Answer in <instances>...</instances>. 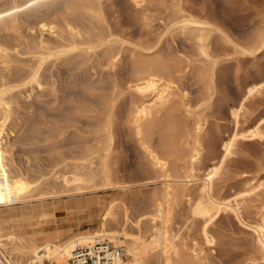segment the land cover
Segmentation results:
<instances>
[{"label":"rangeland","instance_id":"374dc122","mask_svg":"<svg viewBox=\"0 0 264 264\" xmlns=\"http://www.w3.org/2000/svg\"><path fill=\"white\" fill-rule=\"evenodd\" d=\"M4 2L6 0H0V5ZM177 2L183 7L199 12L201 10V13L208 17L209 22L218 28L209 36L210 43L206 48L208 56L200 54L193 39L173 29V22L170 21L173 19V4ZM138 3L134 5L131 0H102L103 21L100 25L103 28L107 26L120 41L119 47L122 48H115L118 52L121 51L118 57L111 59L97 48V51L90 56L72 55L67 60L60 59L61 61L49 59L39 71V84L24 83L18 79L17 75L20 76L23 73L19 77L23 78L38 64H36L37 56L42 52V48H39L40 44L44 43L43 45L50 47L47 49L51 50L62 42L59 29L53 33L46 28L42 31L40 25L32 22L33 14L42 10L41 8L37 11H28L24 13L25 15L21 14L26 21L24 20L23 25L19 22L16 31L0 28V42L6 49L8 46L7 58H4L5 61L0 58V80L12 79L13 84L17 83L16 89L12 90L13 119L7 129L6 149L8 151L0 161V178L6 177L9 183L20 189L19 194L21 190L22 194L26 193L23 191H27L29 181L33 186L41 182L39 179L42 181L44 179L48 184L51 180L52 183L54 180L51 175L53 174L50 172L62 166L54 167L60 156L72 158L76 153L78 155L82 149L83 139L92 135L93 130L91 131L90 127L94 128L92 125L96 120L88 117L87 114L96 115L99 112L96 111L98 108L95 107V109L89 101L94 102L100 93H107L110 86L115 83L118 92L120 90V96L117 98L115 108L112 109L111 124L115 140L113 143H115L109 162L114 177L124 185H128L123 189L98 192L72 191L55 199L47 195L48 199L42 200L39 199L40 196H47L40 193L42 191H39L40 189L29 193V189L33 187L29 183L30 187L26 196L35 191L37 194L33 195L38 196L39 193L40 196L37 198L29 195L32 199L29 200V197L25 195L22 197L21 194V199L18 198V201L0 202L1 216L27 213V219L32 217L29 220L26 219L28 221L26 224L24 222L27 227L29 226V230L43 229L44 231L56 226L61 228L71 226L81 230L92 229L98 225L107 211L106 207L111 203L115 204L113 212L120 213L127 208L133 220L142 213L149 217L151 197L158 194L160 196L162 190L160 173L156 172L149 151L167 160L168 172L172 176H184L189 173L186 154H183L185 157L180 154L181 151L176 154L166 152L160 145L159 139L162 132L158 127L168 118L184 124L181 129L173 130L177 136H181L183 132L182 135L186 138L181 139L180 146L186 151L180 148L182 153H187V150L195 145V130L192 122L194 116L201 115L203 121L206 120L200 136L198 135L201 154L200 162L198 161L196 165L198 174L203 173V166L209 163L214 153L221 152V137L226 136L234 128L231 105L235 100L238 102L243 97L244 83L259 77L264 72V45L251 53L247 51L248 48L241 50V48L233 47L236 44L242 47L253 31L264 28V0H140ZM23 18L20 17V21ZM220 31L222 33H219ZM53 36L58 38V41ZM140 59L151 60V62L157 60L170 66L171 77L165 78V75L164 79L169 78L167 79L169 81L171 79L176 90L171 101L166 105L168 107L161 108L159 114L148 117L142 123L145 126L151 122L154 127L152 126L149 132L143 131L138 134L134 123V110L141 102L139 101L141 98L133 90V85L140 76L137 71V60ZM211 67L214 70L212 80L209 79L210 74L204 76L203 71L204 68L210 70ZM17 80L21 82L18 83ZM77 107H84L87 111H91L90 113L86 111L84 114L78 113ZM263 111L264 87L260 94L246 100L241 122L256 120ZM262 124V132H264V122ZM236 143L235 153L226 159L220 177L214 182V191L218 194L236 191L237 186L239 189L253 179L256 180L264 175V133L260 136L240 138ZM25 178H28L27 182H23ZM33 179L37 180V183H32ZM45 182L41 187H47ZM174 190L177 191L176 188ZM175 191L170 202L169 226L173 232H177L182 237V249L189 254L190 264H260L261 250L255 243L252 231L243 224L247 220L249 223L253 220L255 222L263 213L264 186L255 194L243 196L241 200L243 222L230 212H221L208 222V227L216 239L215 244L211 246L207 245L202 237V220L196 218L191 212L190 205L196 200L197 189L189 188L188 197ZM187 198H193L190 205ZM42 203L47 204V208L51 206L57 209L53 213L42 214L44 217L40 216L39 213L47 209L46 206L44 208L41 205ZM141 226H143L141 230L145 228L142 232L147 236L149 226L147 228V224L144 223ZM133 232L135 233V229ZM194 250L199 253V257L201 256L200 260L193 252ZM152 253L155 254L149 256V263L161 264L160 254L155 251Z\"/></svg>","mask_w":264,"mask_h":264},{"label":"bare ground","instance_id":"6f19581e","mask_svg":"<svg viewBox=\"0 0 264 264\" xmlns=\"http://www.w3.org/2000/svg\"><path fill=\"white\" fill-rule=\"evenodd\" d=\"M131 1L134 3V5H137L139 4L138 2L140 0ZM102 6V0H6V2L0 5V28H10L16 31L19 27V22H22L23 25V22L26 21L25 17H22V15H25L24 13L28 11H37L41 8L42 10L33 14L34 20H32V22L40 25V29H42V31L44 28H46V30H48L50 33H53L58 31L59 29L61 33L60 37L62 38V42L58 45H55L53 49L48 50L47 48L50 47L43 45L44 43L40 44L39 48H42V52L39 51L41 53L39 55L37 54L38 62H36V64H38L32 70L30 69L31 67H29L30 71L27 72V75L23 78H19L21 75H23V73L20 74V76L17 75L18 79H20L24 83L39 84V71L42 68V65L44 63H47L49 59H53L54 61H56L60 59L67 60L72 55L90 56L92 53L94 54L97 51V48H100L104 52V54L108 55L111 59H115L116 57H118L117 55L121 51L118 52L116 49L122 48L119 47L120 41L117 39V36H114V34L110 30H108L107 26L105 27L106 30H104L105 28L100 25L103 21ZM173 6V19L172 21H170L173 22V29L178 30L180 34L183 33L184 35L188 36L189 39H193V42H195V44L197 45L200 54L203 56H208L206 48H208V45L210 43L209 36L218 28H216L211 24V22H209L208 17L204 16V14L201 13V10L199 12L187 7H183V5L178 2L176 4H173ZM20 17L21 19L23 18V20L20 21ZM168 19L170 20L171 18L169 17ZM112 31L115 32L114 30ZM64 33H66V35H64ZM219 33L222 32L220 31ZM56 35H58V33ZM222 36L224 37V35ZM249 36L250 38L247 40L245 45L240 47L236 44L233 47L241 48V50L243 48H248L249 50L247 49V51L251 53L256 50V48H261L264 45V28L253 31L252 35ZM54 38L56 39V37ZM56 40L58 41V38ZM227 43L229 42L227 41ZM7 49L0 42V58H2L4 61V58L7 55ZM43 49L47 50L43 51ZM35 50H37L36 47ZM153 60L152 62L151 60L148 61L146 59L137 60V71L139 72L140 76L137 78L135 84L133 85V90L141 98V100H139L141 102L136 105L134 110V123L138 134L142 133L143 131L149 132L151 128L154 127V124L151 122H149L150 124H147L145 126H143L144 124L142 125V123L148 117L161 111V108L165 107L171 101L176 90L174 88L173 82H171V79L170 81L167 80L169 78L164 79L165 75V78L171 75V67L165 63ZM204 69V76L210 74L209 79L212 80L214 73L213 68H209L210 70ZM206 78L208 79V76ZM11 80H0L2 81L0 83V161L2 160V158H4V155L8 151L6 149V146L8 144L7 129L9 128V125L12 123L13 119L12 110L14 109L12 108L14 107L12 106V90L13 88L16 89L15 86L17 83L13 84L14 82H11ZM205 85H207V83ZM19 87H21V85ZM263 87L264 72L261 73L259 77L247 80L244 83L243 97L238 102H235V100L231 105V116L234 122V128L226 136L221 137V152L214 153L213 156H211V158L209 159V163L204 166L202 165L204 167V170H202V174L197 173L198 168L196 166L201 155L199 148L200 139H198V135L203 130L206 120L203 121V118L200 117L201 115L194 116L192 122L195 130V145L190 150H187V153H182L181 149L183 148H181L182 146H180L182 137L185 138L182 135L183 132L181 133V136H177V134L173 132V130L181 129L184 124L182 123V125L180 122L178 123V120L175 121L173 120V118H168L167 120L159 124L158 128L162 132L159 139L161 147L164 149V151L173 154H176L180 151V154H186L188 159L187 161L189 163V173L184 176H172L168 172L169 167L167 160L160 157L158 154L149 151L153 166L156 168V172L160 173L159 178L162 184L160 196L158 194L151 197V212L149 210V217H147V215H142L145 214L142 213L133 220L130 216V213L127 211V208L123 209V211L120 213L113 212V207L115 204L111 203L108 207H106L107 211L102 216L98 225L92 229L88 228L81 230L75 229L71 226L61 228L55 225L56 227L44 231L43 229L29 230V226L27 227V225L25 224L26 221L32 217H29V219H27V213L21 212L22 214H11L7 215V217L0 215V264H35L36 262L43 264L44 261H48L50 264H67L68 259L72 256L75 250L93 245L94 243L100 242L103 239H107L110 242L123 247L126 255L124 264H150L148 258L149 256L155 254L152 253L154 251L160 254L161 264H190L189 262L191 260L189 259V254H186L182 249V237L177 232H173L169 226V221L171 219L170 202L174 194L173 191H175L174 189L176 188L177 191H175V193L180 192L184 197H188L189 195L187 193V190H189V188L195 187L197 189L196 200H193L194 202L192 203L191 200L193 198L187 199L189 205L191 202V212L196 216V218L198 217L203 222V227L201 226V233L207 245L211 246L215 244V236L211 233V230L208 227V222H211V220L215 218V215L221 212H230L231 214L235 215L239 221L243 222V216L241 217L243 204H241V200L243 196L246 197L247 195H251L253 193L255 194L257 190L264 186V175L256 180L253 179L249 182V184H246V186H241L239 187V189H237V186L236 191L222 194H218L214 191V182L218 177H220L219 175L224 168L223 166L226 159L233 153H235L234 150L236 149V142L239 141L240 138L242 139L263 135L264 132H262V123L264 122V111L256 120L246 123L241 122V115L245 110L246 100L258 93L260 94ZM119 93L120 90L118 92L117 85L113 83L107 93H100L97 99L95 96L96 100L94 102L87 100L91 105H94V108H98V110L96 111L99 112L96 115L94 113V115L87 114L88 117H92L96 120L93 125L91 124L92 126H94L93 129L90 127L91 125L89 126L91 131L93 130L92 135H89V137L83 139V146L81 144L82 149L80 148V152L77 151L79 153L78 155L76 153V155L72 158L63 157L65 155L60 156L58 161L54 164V167L55 165L62 166L58 168V170L50 172L53 174L51 175L53 177L52 180H54L52 183L50 180L51 178L49 179L50 184L45 182L44 179L43 181L42 179H39V181H41L39 183L36 182L37 180L34 181L33 179L32 183H37L36 185L34 184L35 186H33V184L31 185L30 181L28 180L30 186H33L29 189V193L30 191L40 189L39 191H43H41L40 193L45 194L46 196L49 195L50 198L55 199L64 195L65 193L67 194L68 192L72 191L98 192L105 190L123 189L128 186L127 184L124 185L123 182H119L118 179L114 177L115 175H113L112 173L113 170L111 171V163L109 162L112 156L111 153L113 151V144L115 143H113V141L115 140L112 129L113 125L111 124V122H113L111 121L113 113L112 109L113 107L115 108L117 98L118 96H120ZM80 100L82 99L80 98ZM79 107H77V109ZM86 111L87 110L84 107L77 110L78 113L82 114H84ZM174 118H176V116ZM61 122L59 124H61ZM51 133H53V131ZM184 152L186 151L184 150ZM180 154L179 156H181ZM1 178L0 202L6 203L17 200L18 198L21 199V196L23 197V195L26 196L28 194V188L30 187L28 185L29 183H27V191H23V193H26L22 194L21 190V193L19 194L20 189L18 190V188L12 185V183H9L6 180V177H3V179ZM28 178H25V181L23 182H27L26 180ZM39 178L41 177L39 176ZM44 182L47 184L46 188H43V186L41 187ZM20 185H22V183H20ZM34 193L37 194L35 191L31 193V195L29 194L30 197ZM29 195L26 197H29ZM34 196L38 198V196L40 195L38 193V196L33 195V197ZM39 199H48V196H40ZM29 200L32 199L30 198ZM41 205L45 208L47 204L45 205L42 203ZM56 209V207L50 206L47 209H44V211L39 214H41L40 216H43L48 212L53 213V211H55ZM244 221H246V219ZM142 223H144L145 225L147 224V228L149 226V233L147 236H145L142 232L145 228L141 230V227H143L141 226ZM243 225L248 227L252 231V236L254 237L255 243L260 248L262 253L260 264H264V210L255 222L253 220L252 223H249L247 220V222H244ZM134 229L135 233L133 232ZM193 252L200 260L201 256L199 257V253L195 252V250Z\"/></svg>","mask_w":264,"mask_h":264},{"label":"built area","instance_id":"2783aa9c","mask_svg":"<svg viewBox=\"0 0 264 264\" xmlns=\"http://www.w3.org/2000/svg\"><path fill=\"white\" fill-rule=\"evenodd\" d=\"M125 259L126 255L122 246L103 239L93 245L75 250L67 264H124ZM43 264L50 263L44 261Z\"/></svg>","mask_w":264,"mask_h":264}]
</instances>
